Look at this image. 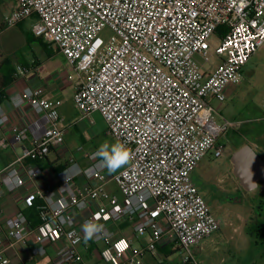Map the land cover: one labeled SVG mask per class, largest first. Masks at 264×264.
I'll return each instance as SVG.
<instances>
[{
    "label": "built area",
    "instance_id": "1",
    "mask_svg": "<svg viewBox=\"0 0 264 264\" xmlns=\"http://www.w3.org/2000/svg\"><path fill=\"white\" fill-rule=\"evenodd\" d=\"M12 2L3 27L35 17L31 34L58 50L77 78L73 104L79 120L91 125L98 113L106 133L127 145L133 158L109 173L96 150L81 152L84 164L69 157L60 127L61 101L44 97L41 86L10 99L19 115L25 106L35 114L27 123L9 124L0 105V148L31 143L0 168V186L15 193L34 185L22 204L34 207L38 219L31 227L22 209L5 220L0 264H7V250L25 245L29 237L35 243L32 256L63 240L52 264H79L81 226L97 216L104 231L88 243L99 247L106 264H142L145 254L175 245L184 252L181 264H200L192 250L217 233L221 221L192 174L205 156L222 157L223 135L241 126L219 116L210 101H225L227 88L239 83L242 67L264 43V0ZM105 28L108 38L100 36ZM219 28L224 34L212 46ZM212 58L218 64L210 70ZM28 71L15 67L17 76ZM51 153L68 158L56 174L55 188L41 184L40 163ZM110 183L121 200L108 191ZM119 223L147 242L131 248L117 231Z\"/></svg>",
    "mask_w": 264,
    "mask_h": 264
},
{
    "label": "rangeland",
    "instance_id": "2",
    "mask_svg": "<svg viewBox=\"0 0 264 264\" xmlns=\"http://www.w3.org/2000/svg\"><path fill=\"white\" fill-rule=\"evenodd\" d=\"M22 23L23 28L19 25L0 28L1 37L4 40L3 51L9 56L10 61L13 56L18 55V51L25 54L29 53L30 47L33 50L40 47L30 35L31 27L28 21L25 20ZM109 35L111 32L107 28L100 32L102 38H108ZM216 43L217 40L213 38L212 46ZM210 63L212 67L208 69L212 70L218 64V59L212 58ZM231 90L233 93L224 102L214 101L213 104L217 107L216 112L219 116L238 121L241 126L236 130H229V133L227 131L221 140L225 142L230 136L235 137V143L226 149H229L227 151L229 153L244 144H250L264 159V43L257 48L242 67L241 79ZM72 94V91L66 88L61 95L60 127L64 131L68 156L76 158L84 164L85 161L81 158L82 151L97 150L104 141L110 143H116V141L106 133L103 122L102 125L96 123L93 130L86 131V140L80 137L78 131L73 127L76 110L71 103ZM81 125L86 129L85 121H81ZM262 145L263 148L260 147ZM79 148L81 149L79 150ZM55 156L54 153L50 154L51 158ZM59 158L65 161L68 159L64 156ZM192 180L213 215L221 221L218 237H215L210 246H206L207 256H211L212 263L264 264V232L262 231L264 229V188H257L252 192L242 190L232 174L230 163L223 156L220 158H213L211 155L205 156L192 174ZM107 189L119 200L122 199L121 193L113 183L108 184ZM210 195H214L217 199L212 200ZM255 211L263 212L261 222H257L254 218L256 217ZM171 249L172 253L167 256L168 258L164 262H154L152 259L146 258L143 259L142 264L181 263L184 257L183 250L178 247ZM96 259L99 264H106L100 257H96Z\"/></svg>",
    "mask_w": 264,
    "mask_h": 264
},
{
    "label": "crops",
    "instance_id": "3",
    "mask_svg": "<svg viewBox=\"0 0 264 264\" xmlns=\"http://www.w3.org/2000/svg\"><path fill=\"white\" fill-rule=\"evenodd\" d=\"M12 3V0H0V28L3 27V18L6 14L9 13ZM26 21H28L29 26L32 27L35 21V17L26 19ZM19 26L23 28L24 25L21 22ZM31 37L34 38V41L38 42L40 46L39 49L33 50L30 47L29 53L25 54L21 51H18V55L13 56V59L10 61L9 56L3 51L4 40L2 39L0 32V105L3 107L4 111L8 115L9 124L19 122L27 123V121L35 115L28 106H25L19 115L17 111H14L11 104L10 99L27 87L35 88L41 86L45 90L44 97L49 99H58L60 101L62 93L65 92L66 88H68L73 93L71 103L73 108L75 109L73 104V95L77 78L74 75L72 68L68 65L66 59L60 52L51 48L42 40H38L32 35ZM17 65H21L25 68H28L29 71L22 76H17L15 72V67ZM232 87L233 86L227 88L226 99L233 93V91L231 90ZM214 101L215 100H211L210 103L216 109L217 107L213 104ZM74 120L75 122L73 127L78 131L80 137L85 140L87 139L85 136L86 131H88V129L89 131L93 130V127L96 125V123H100L102 125L103 122L101 116L98 113H94L93 124L90 125L86 122L87 127L85 129L81 125V121L79 120V113L77 110L76 118ZM8 123L7 126L9 125ZM30 144V141L27 140L21 144L14 145L13 148H0V168L12 162L18 155H20L21 149L23 147H29ZM260 147L263 148V145ZM47 159L40 163L42 170L45 171V176L42 177L41 184H46L52 188H55L57 186L56 174L59 173L58 168L66 161L61 160L59 157L56 156L51 158L50 154L48 155ZM61 162L62 164H60ZM33 189L34 185H26L24 188L19 189L15 193H7L5 189L0 186V237L3 239L4 242L6 240L4 237L5 220L7 218L13 217L18 211L24 209L22 204V198L27 192H30ZM255 214L256 217L254 218L257 220V222H261L263 212H256ZM117 231L121 236H124L125 238L131 241V248L143 246L147 242V237L134 236V233L130 225L128 224L119 223L117 225ZM219 233L220 230L217 232L216 235H212L209 239L203 241L199 246L193 248L192 252L195 260L199 261L200 263L213 264L211 256H207L208 251L206 250V246H210V244L213 243L215 237H218ZM63 244V240H60L55 243H48L45 245L44 255L32 256L31 249L34 247L35 243L33 242L32 237H29L25 245H15L13 249H9L4 253V257L7 259V264H28L30 262L34 264H52L55 252L61 246H63ZM85 246H88V248L86 249ZM173 247L177 246L175 245ZM173 247L160 246L162 250L160 251L158 249L155 255L151 256L145 254L142 258V263L146 258L152 259L154 262H164L168 258L164 255V253L170 252L172 250L171 248ZM98 249L99 247L96 245L89 243L85 244L83 242L80 246V251L82 253L83 260L79 264H99L98 260L96 259V257L99 258Z\"/></svg>",
    "mask_w": 264,
    "mask_h": 264
},
{
    "label": "water",
    "instance_id": "4",
    "mask_svg": "<svg viewBox=\"0 0 264 264\" xmlns=\"http://www.w3.org/2000/svg\"><path fill=\"white\" fill-rule=\"evenodd\" d=\"M230 163L242 190L252 192L264 188V159L250 144L235 149L230 155Z\"/></svg>",
    "mask_w": 264,
    "mask_h": 264
},
{
    "label": "clouds",
    "instance_id": "5",
    "mask_svg": "<svg viewBox=\"0 0 264 264\" xmlns=\"http://www.w3.org/2000/svg\"><path fill=\"white\" fill-rule=\"evenodd\" d=\"M94 155L99 158L100 164L107 169L109 173H115L122 167L127 166L132 158V150L124 143H110L104 141L100 144ZM81 207H85L83 201L80 202ZM99 217L86 220L82 224L83 242L87 244L93 240L98 234L104 231V225L98 223Z\"/></svg>",
    "mask_w": 264,
    "mask_h": 264
},
{
    "label": "trees",
    "instance_id": "6",
    "mask_svg": "<svg viewBox=\"0 0 264 264\" xmlns=\"http://www.w3.org/2000/svg\"><path fill=\"white\" fill-rule=\"evenodd\" d=\"M224 34V29L223 28H219L216 33H215V39L218 40L222 35ZM32 35V34H31ZM33 36V35H32ZM34 37V36H33ZM36 38V37H35ZM38 40H41L39 38H36ZM48 161V159H47ZM67 165V162H64V164L60 165L58 168V171L60 172L61 170L64 169V167ZM24 216L26 217L28 224L33 227L36 226L38 219H37V213L34 207H29L24 209L23 211ZM262 229V228H261ZM262 231L264 232V229H262ZM178 247V246H177ZM160 251L162 250L161 248H158ZM178 249H180L178 247ZM177 250V249H176ZM172 253V250L170 252H165L164 255L165 256H169Z\"/></svg>",
    "mask_w": 264,
    "mask_h": 264
},
{
    "label": "flooded vegetation",
    "instance_id": "7",
    "mask_svg": "<svg viewBox=\"0 0 264 264\" xmlns=\"http://www.w3.org/2000/svg\"><path fill=\"white\" fill-rule=\"evenodd\" d=\"M229 132L230 131H228V133ZM235 141H236L235 137L230 136L225 142H223V155L222 156L225 157L228 160L229 163H230V155H231V153L227 152L229 149L228 150H226V149H227V147L230 148L231 144L235 143ZM230 166H231V163H230ZM209 197L212 200H214V199L216 200L217 199V197H215L214 195H210ZM228 200H230V199L228 198Z\"/></svg>",
    "mask_w": 264,
    "mask_h": 264
}]
</instances>
